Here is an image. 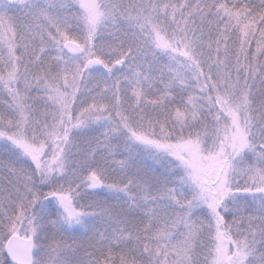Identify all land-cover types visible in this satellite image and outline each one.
Returning <instances> with one entry per match:
<instances>
[{
	"label": "snow or ice",
	"instance_id": "1",
	"mask_svg": "<svg viewBox=\"0 0 264 264\" xmlns=\"http://www.w3.org/2000/svg\"><path fill=\"white\" fill-rule=\"evenodd\" d=\"M0 264H264V0H0Z\"/></svg>",
	"mask_w": 264,
	"mask_h": 264
}]
</instances>
